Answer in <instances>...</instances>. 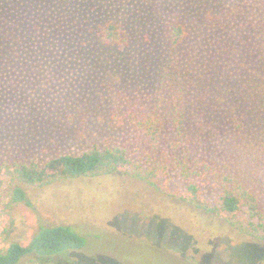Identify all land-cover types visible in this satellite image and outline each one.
Listing matches in <instances>:
<instances>
[{"label": "rangeland", "instance_id": "rangeland-1", "mask_svg": "<svg viewBox=\"0 0 264 264\" xmlns=\"http://www.w3.org/2000/svg\"><path fill=\"white\" fill-rule=\"evenodd\" d=\"M253 1L0 0V17L28 39L0 55V162L25 147L50 158L133 140L109 111L129 109L154 83L165 49L161 22ZM107 21L127 34V48L99 43L96 28ZM182 191L174 179L153 188L130 173L32 188L29 203L10 214L0 205V253L12 242L28 246L42 227L63 226L84 239L82 249L19 264H264V244L181 203Z\"/></svg>", "mask_w": 264, "mask_h": 264}, {"label": "trees", "instance_id": "trees-1", "mask_svg": "<svg viewBox=\"0 0 264 264\" xmlns=\"http://www.w3.org/2000/svg\"><path fill=\"white\" fill-rule=\"evenodd\" d=\"M20 31L0 17V55L26 43ZM161 31L165 49L154 83L129 109L109 111L133 140L98 141L82 153L50 158L21 148L0 162L5 213L29 203L32 188L119 173L156 188L165 177L182 184L181 203L264 244V0L190 20L165 19ZM96 35L106 48L130 44L114 21L99 25ZM84 245L68 227H42L28 246L12 242L0 264L41 261Z\"/></svg>", "mask_w": 264, "mask_h": 264}]
</instances>
